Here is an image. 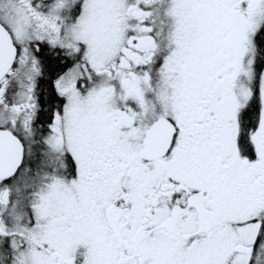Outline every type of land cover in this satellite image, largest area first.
Returning a JSON list of instances; mask_svg holds the SVG:
<instances>
[{"label":"snow or ice","instance_id":"obj_1","mask_svg":"<svg viewBox=\"0 0 264 264\" xmlns=\"http://www.w3.org/2000/svg\"><path fill=\"white\" fill-rule=\"evenodd\" d=\"M0 264H264V0H0Z\"/></svg>","mask_w":264,"mask_h":264}]
</instances>
